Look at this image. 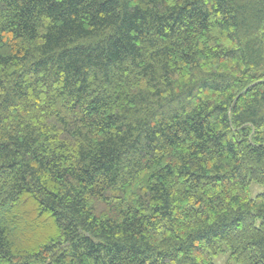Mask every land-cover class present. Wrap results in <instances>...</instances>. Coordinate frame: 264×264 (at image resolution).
Segmentation results:
<instances>
[{"label": "trees", "instance_id": "16d2710c", "mask_svg": "<svg viewBox=\"0 0 264 264\" xmlns=\"http://www.w3.org/2000/svg\"><path fill=\"white\" fill-rule=\"evenodd\" d=\"M264 0H0V264H264Z\"/></svg>", "mask_w": 264, "mask_h": 264}, {"label": "rangeland", "instance_id": "374dc122", "mask_svg": "<svg viewBox=\"0 0 264 264\" xmlns=\"http://www.w3.org/2000/svg\"><path fill=\"white\" fill-rule=\"evenodd\" d=\"M264 192V185L252 181L250 184L249 194L252 198H255L258 194ZM215 264H239L230 258V252L226 247L214 257Z\"/></svg>", "mask_w": 264, "mask_h": 264}]
</instances>
